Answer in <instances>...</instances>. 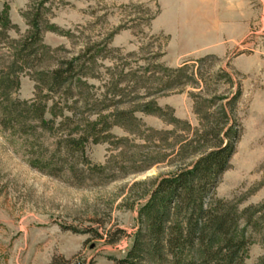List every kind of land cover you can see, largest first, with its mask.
<instances>
[{
    "label": "rangeland",
    "instance_id": "1",
    "mask_svg": "<svg viewBox=\"0 0 264 264\" xmlns=\"http://www.w3.org/2000/svg\"><path fill=\"white\" fill-rule=\"evenodd\" d=\"M182 1L192 0H0L8 20L0 79L17 77L11 97L45 102V117L61 129L33 130L28 114L22 126L0 121V264L125 258L147 230L141 211L158 182L236 131L231 167L213 197L240 210L264 200V0L217 1L250 19L221 20L220 56H185L178 40L170 46ZM35 21L41 41L25 49ZM57 68L70 73L55 92L49 76ZM175 68L199 83L177 82ZM91 129L76 177L43 170L61 135ZM263 262L264 241L254 235L242 264Z\"/></svg>",
    "mask_w": 264,
    "mask_h": 264
},
{
    "label": "trees",
    "instance_id": "2",
    "mask_svg": "<svg viewBox=\"0 0 264 264\" xmlns=\"http://www.w3.org/2000/svg\"><path fill=\"white\" fill-rule=\"evenodd\" d=\"M5 19L0 12L2 30L8 22ZM32 26L29 37L22 42L25 49H35L41 41L43 28L38 21ZM170 71L179 73L177 82L199 83L194 76L184 73L183 68ZM69 73V69L53 70L49 76L50 91H60L69 81ZM18 85L17 77L6 75L0 79L1 124L6 128L16 127L14 123L22 126V117L28 114L32 117L33 124L29 127L33 130L59 132L55 120L45 117V102L11 97L10 91ZM92 133L93 129L81 135H61L43 170L55 176L76 177L79 165L88 162L86 143ZM239 138L240 132H234L230 143L211 147L191 168L162 178L141 211L147 223L146 232L137 234L125 258H112L108 264H242L254 235L264 241V200L240 210L236 202L213 197L222 175L231 167ZM52 264H58V260Z\"/></svg>",
    "mask_w": 264,
    "mask_h": 264
},
{
    "label": "crops",
    "instance_id": "3",
    "mask_svg": "<svg viewBox=\"0 0 264 264\" xmlns=\"http://www.w3.org/2000/svg\"><path fill=\"white\" fill-rule=\"evenodd\" d=\"M218 0H192L191 5H181L179 17H176L179 27L170 31L172 39L170 46L178 40L179 46L176 47L182 51L185 56L190 55H221L226 50V41L224 38V29L218 26L225 23L221 20H250L249 15H242L233 6L220 8ZM207 4V5H206ZM201 25L210 26L205 28V35H196ZM199 27V28H198ZM181 28V34L178 37V29ZM221 33V34H220ZM175 48V47H174Z\"/></svg>",
    "mask_w": 264,
    "mask_h": 264
},
{
    "label": "built area",
    "instance_id": "4",
    "mask_svg": "<svg viewBox=\"0 0 264 264\" xmlns=\"http://www.w3.org/2000/svg\"><path fill=\"white\" fill-rule=\"evenodd\" d=\"M75 264H84L82 260H79L78 262H76Z\"/></svg>",
    "mask_w": 264,
    "mask_h": 264
}]
</instances>
